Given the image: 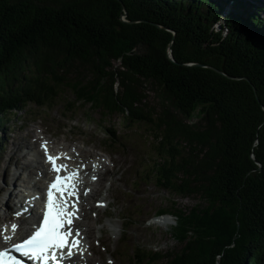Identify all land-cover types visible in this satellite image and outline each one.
I'll list each match as a JSON object with an SVG mask.
<instances>
[{"label":"trees","instance_id":"obj_1","mask_svg":"<svg viewBox=\"0 0 264 264\" xmlns=\"http://www.w3.org/2000/svg\"><path fill=\"white\" fill-rule=\"evenodd\" d=\"M261 13L259 0H0V124L69 90L163 135L148 178L182 246L126 252L131 264H264Z\"/></svg>","mask_w":264,"mask_h":264},{"label":"rangeland","instance_id":"obj_2","mask_svg":"<svg viewBox=\"0 0 264 264\" xmlns=\"http://www.w3.org/2000/svg\"><path fill=\"white\" fill-rule=\"evenodd\" d=\"M261 18H264V15ZM114 117H105L97 111L89 110L86 105L76 103L73 93L69 90L63 92L53 104L38 106L30 103L25 110L12 112L6 123L0 124V226L3 222H11L15 218L17 220L15 203L24 200L27 192L32 190L29 182L33 176L39 174L35 168L39 169L40 166L35 165L33 153H38L40 143L38 136L42 126L46 137L53 142L55 140L54 143L57 146L59 141L60 144H65L75 140L76 144L83 149L91 148L92 152L96 153L103 150L111 156V159H107L111 170L104 172L103 180L97 182L99 191L92 199V201L103 199L106 203H110L106 208L94 209L83 221H92L90 234L93 244L97 239H102V242L107 243V231H109V250L116 255L117 264H130L126 263L124 257L116 252L121 220L118 219L113 225L112 204L116 201L115 199L119 200L120 189L123 209L130 211L137 205L143 204L141 209L147 215L156 214L155 217L146 219L143 225L128 226L127 248L130 246L134 252L135 247L141 246L139 242L147 250L164 251L168 248H181L182 244L174 238L173 234V226L178 223L176 217L179 215L158 213L159 209L169 207L170 202L167 198L169 193L163 190L160 193L158 186H147L142 179L138 180L135 176V174L138 177L145 176L146 166L148 164L151 166L157 158L155 151L166 154V137H162L157 143L156 140L151 142L148 138L139 136V134H150L149 129H139L138 126L129 128L128 125H121L122 123L119 122L121 120ZM106 126L115 134L113 138L107 136L109 131L105 130ZM129 157L131 158L130 164H133L130 170L132 176L125 181V159ZM118 167L121 168L119 173ZM135 185H138L139 191L144 189L141 196L133 192ZM43 187L44 183L41 191ZM2 188L5 190H1ZM177 200L183 202L184 205H189L194 201L179 198ZM195 202L197 203L198 200ZM86 206L88 207L89 203ZM165 216L171 217L168 224L163 220ZM122 241L119 248L122 247ZM97 250L99 253L101 246L97 247Z\"/></svg>","mask_w":264,"mask_h":264},{"label":"snow or ice","instance_id":"obj_3","mask_svg":"<svg viewBox=\"0 0 264 264\" xmlns=\"http://www.w3.org/2000/svg\"><path fill=\"white\" fill-rule=\"evenodd\" d=\"M53 162L56 171H60L61 168L66 169V165H56L55 157H49ZM76 174H72L67 178L57 177L56 182L51 185L52 189H55L61 194L68 190L69 194H74L72 191L75 188L74 184H68L69 180L75 179ZM48 204L47 213L43 218L42 226L38 228L28 239L24 240L20 244H15L13 247L18 252H22L25 256H31L34 259H41L43 254L49 252L53 248H64L69 246L67 244L69 232L63 231L65 223L71 225V214L67 213L63 202H57L52 191L48 192ZM18 226L16 224L11 225L12 231ZM5 231L8 230V226H5ZM5 240L10 237L5 236ZM70 247H76V244H72ZM68 255L71 256L72 252L69 251ZM52 259H56L55 256ZM0 264H19L15 257L9 255L7 249L0 251Z\"/></svg>","mask_w":264,"mask_h":264},{"label":"bare ground","instance_id":"obj_4","mask_svg":"<svg viewBox=\"0 0 264 264\" xmlns=\"http://www.w3.org/2000/svg\"><path fill=\"white\" fill-rule=\"evenodd\" d=\"M260 6L259 5H257V7H255V8H257V9H260L259 8ZM261 15H263V13L261 14ZM54 142H55V140H54ZM79 143V142H78ZM82 144V143H81ZM55 146L53 145V146H50L49 147V150H52V148H54ZM85 147V146H84ZM85 149H87V148H85ZM38 150V149H37ZM50 152V151H49ZM51 154H54L53 152H50ZM38 154H40V152L38 153ZM88 155L89 156H91L92 155V153H91V151H89L88 152ZM70 156H72V155H70ZM78 156H72V158L73 159H75V158H77ZM79 157H80V155H79ZM81 158V157H80ZM35 165H39L40 167H42V168H40L39 167V170L41 169V170H43V171H41L42 173H43V175L45 176L46 174H48V166L45 164V162H44V160H42L41 159V157H40V159L37 161V162H35ZM35 167V166H34ZM75 167V169L76 170H79L78 168H77V166L75 165L74 166ZM37 168V167H36ZM47 171V172H46ZM44 176L43 177H40V174H38V175H36L35 177L33 176L32 177V179H31V181L33 182V187L35 188V189H37L38 191H40L41 190V188H42V184H43V179H45L44 178ZM44 188V187H43ZM1 190H5V188H2ZM26 197H28V195L27 196H25V198ZM32 197V201H33V203H34V208L29 212V211H26V212H24V213H26V215H28V217H29V219L30 220H28L29 221V224L31 223H33L34 221V218H35V213H36V211H37V206H36V203H38V201H37V199L35 198V197H33V196H31ZM15 205H17V209L19 210V211H21V208L23 207V205H26V206H24V207H28V204H27V201L26 200H24L23 201V204H22V201L20 202V204H18V202L16 201V203H15ZM23 207V208H24ZM9 209V208H8ZM7 216V215H6ZM24 219L25 218H20V220H22V221H24ZM8 228L10 229V231L9 230H7L6 232L7 233H9V232H11L12 231V229H11V226L9 227L8 226ZM1 244V243H0ZM87 262H88V260H86Z\"/></svg>","mask_w":264,"mask_h":264},{"label":"clouds","instance_id":"obj_5","mask_svg":"<svg viewBox=\"0 0 264 264\" xmlns=\"http://www.w3.org/2000/svg\"><path fill=\"white\" fill-rule=\"evenodd\" d=\"M164 137V136H163Z\"/></svg>","mask_w":264,"mask_h":264}]
</instances>
